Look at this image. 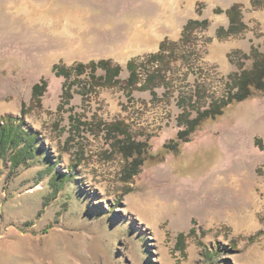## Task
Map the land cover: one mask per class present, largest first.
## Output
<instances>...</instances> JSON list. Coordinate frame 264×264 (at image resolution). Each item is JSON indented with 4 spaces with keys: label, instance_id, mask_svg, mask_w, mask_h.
<instances>
[{
    "label": "rangeland",
    "instance_id": "1",
    "mask_svg": "<svg viewBox=\"0 0 264 264\" xmlns=\"http://www.w3.org/2000/svg\"><path fill=\"white\" fill-rule=\"evenodd\" d=\"M189 6L0 0V125L25 111L24 129L38 133L33 156L0 159V264H264V91L189 134L230 87L208 61L210 24L190 43L168 40ZM165 40L178 45L153 58ZM103 60L122 67L118 85L78 75ZM117 121L148 145L132 178L134 158L107 131ZM157 201L166 206L152 211Z\"/></svg>",
    "mask_w": 264,
    "mask_h": 264
},
{
    "label": "trees",
    "instance_id": "2",
    "mask_svg": "<svg viewBox=\"0 0 264 264\" xmlns=\"http://www.w3.org/2000/svg\"><path fill=\"white\" fill-rule=\"evenodd\" d=\"M252 5L255 9L264 7V0H252ZM216 12H222L220 9ZM227 14L230 18V25L228 28L221 27L217 31V37L219 39H228L230 37H237L244 34L247 30V25L244 22L242 6L235 4L228 11ZM208 20H189L184 26L183 34L179 44H187L192 42L194 33L198 30H205L209 27ZM168 45H178L177 43H169L165 40L161 44L160 52L153 56L155 59H159L164 52L168 49ZM234 56L242 57L241 62H237L233 59ZM230 61L232 64H236L238 70L229 76L230 87L227 91L228 95L224 98L222 103H215L210 109L203 112L194 122V126L189 130V134L196 132L197 128L202 125V121L210 118H216L225 113V109L234 103H240L252 98L256 92L264 91V52L259 47L253 45L251 52L243 53L241 51H234L230 55ZM246 61H251V67L246 66ZM59 68V67H58ZM58 74L65 78L69 77L70 71L61 69ZM129 72L131 73L130 81L132 83L137 82L136 64L134 61H130L127 65ZM86 69H91L90 77L92 80L97 81V85L100 87L114 86L120 83V75L122 72L121 66H114L111 61L103 60L98 63H91L87 66L79 65L77 67L78 75H82ZM98 71H102L103 74L99 75ZM48 83L36 84L33 88L34 96L40 98L46 89ZM25 111L22 113V117H14L8 115L3 118L2 125H0V159L4 160L8 156L12 158L13 164L17 166L20 160L27 159V156L36 150L38 141V133L35 131H26L24 129ZM204 122V121H203ZM107 131L111 136L115 135L118 140V148L127 158H134L130 166V176L134 177L140 172V167L145 163L143 156L146 152H149L146 142L134 141L128 127L120 122L110 124L107 127ZM183 134L180 135V140H183ZM120 137V138H118ZM66 175L56 174V178L65 179Z\"/></svg>",
    "mask_w": 264,
    "mask_h": 264
},
{
    "label": "crops",
    "instance_id": "3",
    "mask_svg": "<svg viewBox=\"0 0 264 264\" xmlns=\"http://www.w3.org/2000/svg\"><path fill=\"white\" fill-rule=\"evenodd\" d=\"M199 3L206 5V9L203 10L201 15L197 14L196 11ZM235 4L242 6L244 22L247 25L246 33L237 37L219 39L217 31L221 27H229L230 18L227 11ZM189 5L190 10L194 13L192 17H189L190 20H208L210 22L209 36L213 40L208 45V61L218 66V71H216L220 78L228 77L235 71L229 55L234 51L248 54L251 52L254 44L252 41L256 37L254 27H256L257 33L260 32L264 37V7L255 9L252 5V0H189ZM218 9L222 12H216ZM183 30L184 27H181L176 32L175 37H169L168 40L179 42L182 38Z\"/></svg>",
    "mask_w": 264,
    "mask_h": 264
},
{
    "label": "bare ground",
    "instance_id": "4",
    "mask_svg": "<svg viewBox=\"0 0 264 264\" xmlns=\"http://www.w3.org/2000/svg\"><path fill=\"white\" fill-rule=\"evenodd\" d=\"M156 201V200H155ZM155 207L152 209V211H154V210H157V209H160V210H162V209H164L165 208V203L164 202H161V201H157V202H155Z\"/></svg>",
    "mask_w": 264,
    "mask_h": 264
}]
</instances>
